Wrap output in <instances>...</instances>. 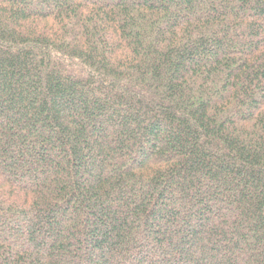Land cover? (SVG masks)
Listing matches in <instances>:
<instances>
[{"label":"trees","instance_id":"1","mask_svg":"<svg viewBox=\"0 0 264 264\" xmlns=\"http://www.w3.org/2000/svg\"><path fill=\"white\" fill-rule=\"evenodd\" d=\"M0 264H264V0H0Z\"/></svg>","mask_w":264,"mask_h":264}]
</instances>
